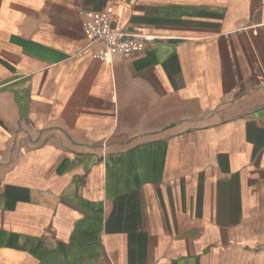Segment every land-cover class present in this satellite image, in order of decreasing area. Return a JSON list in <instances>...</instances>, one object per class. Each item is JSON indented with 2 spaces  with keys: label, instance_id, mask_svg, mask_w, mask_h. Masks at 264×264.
I'll list each match as a JSON object with an SVG mask.
<instances>
[{
  "label": "crops",
  "instance_id": "crops-1",
  "mask_svg": "<svg viewBox=\"0 0 264 264\" xmlns=\"http://www.w3.org/2000/svg\"><path fill=\"white\" fill-rule=\"evenodd\" d=\"M0 264H264V0H0Z\"/></svg>",
  "mask_w": 264,
  "mask_h": 264
},
{
  "label": "built area",
  "instance_id": "built-area-1",
  "mask_svg": "<svg viewBox=\"0 0 264 264\" xmlns=\"http://www.w3.org/2000/svg\"><path fill=\"white\" fill-rule=\"evenodd\" d=\"M83 31L91 44L102 45L96 59L109 64L114 57L138 54L150 42L148 38L115 30L106 14H96L85 21Z\"/></svg>",
  "mask_w": 264,
  "mask_h": 264
},
{
  "label": "bare ground",
  "instance_id": "bare-ground-1",
  "mask_svg": "<svg viewBox=\"0 0 264 264\" xmlns=\"http://www.w3.org/2000/svg\"><path fill=\"white\" fill-rule=\"evenodd\" d=\"M25 177H27V176H25Z\"/></svg>",
  "mask_w": 264,
  "mask_h": 264
}]
</instances>
